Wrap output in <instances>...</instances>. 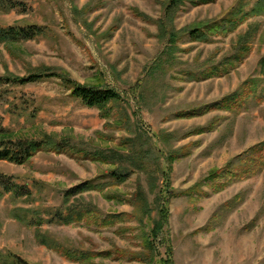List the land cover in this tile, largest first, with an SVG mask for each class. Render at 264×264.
Listing matches in <instances>:
<instances>
[{
  "label": "rangeland",
  "instance_id": "374dc122",
  "mask_svg": "<svg viewBox=\"0 0 264 264\" xmlns=\"http://www.w3.org/2000/svg\"><path fill=\"white\" fill-rule=\"evenodd\" d=\"M256 1L0 0V27L42 28L0 43V78L44 74L0 83L2 126L54 144L22 164L0 160L27 189L0 187V264H264V12L208 41L188 34ZM68 80L119 100L88 107ZM80 185L95 187L71 192ZM140 188L141 222L128 217ZM71 210L91 212L57 216Z\"/></svg>",
  "mask_w": 264,
  "mask_h": 264
},
{
  "label": "trees",
  "instance_id": "16d2710c",
  "mask_svg": "<svg viewBox=\"0 0 264 264\" xmlns=\"http://www.w3.org/2000/svg\"><path fill=\"white\" fill-rule=\"evenodd\" d=\"M185 0H169L168 8H177L180 4H182ZM187 1V0H186ZM203 2H208L209 0H202ZM16 3V2H15ZM241 7L232 10L229 14H227L223 19L217 21H212L209 23H202L201 25L195 26L193 29L188 31L189 36L192 39L208 41V37L212 35V33H218L223 31V33H227L235 29L238 24H240L244 19L248 18L251 15H254V12L263 13L264 12V0H257L254 6L242 16L240 14ZM243 13V12H242ZM241 15V16H239ZM42 33V28L36 25H28V26H8L6 28L0 27V43H14L21 40H29L34 38L36 35ZM173 41V40H172ZM243 48H240L239 52L234 54V61L240 59V55L242 53ZM231 62V61H230ZM229 62V63H230ZM232 63V62H231ZM224 67H228L225 65ZM219 71L217 68H212L210 73H215ZM44 74H30L26 78H0V83H10V84H25L34 82L42 78ZM70 84V92L71 95L75 98L79 99L84 105L88 107H95L100 110H105L107 105L113 102H117L119 100V95L113 89L110 88H99V87H92L82 85L77 82H72L70 80L67 81ZM249 84V83H248ZM231 98V97H230ZM54 146L53 142L48 140L39 141L33 139H23L18 138L14 139L11 133L2 126L1 118H0V160H8L10 162L16 164H22L28 161L33 154H35L38 150L43 147H51ZM56 146V145H55ZM109 174L112 177H115L117 181L125 177L126 174L122 172H117L115 169L110 170ZM0 187L3 189L4 192L12 191L15 195L23 196L26 194L27 189L23 186H18L13 181L5 178L3 175L0 174ZM90 187L95 186H87V185H80L75 189H72L71 192H80L85 189H90ZM67 196L70 194V191L66 192ZM158 196L161 197L160 194L156 195L155 200H158ZM164 199V198H163ZM165 200V199H164ZM130 203L133 205L135 209V217L133 214L129 215V218H136L137 221L141 222L144 216H148L149 208L147 207V199L144 194V191L140 188L136 190L131 197L129 198ZM162 202V197H161ZM160 209L161 218L164 219L165 209ZM91 211L86 210L85 212H81L79 210H71L66 213L64 216L57 214V216L61 220H74L80 218L84 213H89ZM128 214H119L115 216H111V222L103 221L101 222L104 225H108L111 223H116L122 221L127 217ZM131 218V219H132ZM116 219V220H115ZM108 223V224H107ZM164 224V223H163ZM162 224L160 222L154 223L153 228L148 233V235L144 236V243L143 246L147 250L145 257H149L153 251V242L151 240L152 237H155L159 231H161ZM65 254L73 259L78 258V254L75 252H68L66 250ZM166 264V261H163Z\"/></svg>",
  "mask_w": 264,
  "mask_h": 264
}]
</instances>
